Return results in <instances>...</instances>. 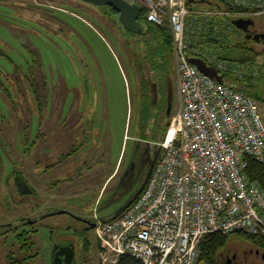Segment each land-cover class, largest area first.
<instances>
[{
    "label": "rangeland",
    "instance_id": "obj_1",
    "mask_svg": "<svg viewBox=\"0 0 264 264\" xmlns=\"http://www.w3.org/2000/svg\"><path fill=\"white\" fill-rule=\"evenodd\" d=\"M228 18L221 16L220 25L231 24L236 37L222 36L221 45L228 47L212 46L210 59L229 66L226 77L236 80L233 68L241 65L232 59L250 52L229 47L245 33ZM254 19L264 30V11ZM159 43L154 33L126 30L108 5L0 0V264H55V244L64 238L75 242L73 264L106 263L95 229L78 233L76 216L102 217L117 205L107 200L116 194L130 163L134 137L147 138L159 148L164 118L152 117L140 97L148 65L168 69L170 106L178 109L174 47L173 52H156ZM263 63V52L249 63L253 71L260 67L251 82L264 79ZM257 103L264 119V100ZM121 149V168L104 186L119 164ZM74 158L79 171L71 172ZM25 181L32 192L25 190ZM25 231L23 239L19 234ZM243 239L235 233L228 244L236 246ZM249 261L264 264L255 254Z\"/></svg>",
    "mask_w": 264,
    "mask_h": 264
},
{
    "label": "built area",
    "instance_id": "obj_2",
    "mask_svg": "<svg viewBox=\"0 0 264 264\" xmlns=\"http://www.w3.org/2000/svg\"><path fill=\"white\" fill-rule=\"evenodd\" d=\"M127 1L139 4L147 21L170 29L180 104L142 192L118 216H95L104 263L117 264L127 253L143 264H197L201 241L213 232L264 237V186L247 174L250 157L264 162L257 100L190 61L201 57L225 76L230 67L210 59L215 44L205 34L212 27L214 39L231 38L233 29L220 25V17L251 18L264 11V0H219L223 7H191L189 0ZM259 68L233 69L244 78Z\"/></svg>",
    "mask_w": 264,
    "mask_h": 264
},
{
    "label": "flooded vegetation",
    "instance_id": "obj_3",
    "mask_svg": "<svg viewBox=\"0 0 264 264\" xmlns=\"http://www.w3.org/2000/svg\"><path fill=\"white\" fill-rule=\"evenodd\" d=\"M109 6V5H108ZM111 7V6H110ZM113 8V7H112ZM254 19V17H251ZM255 20L254 25H250L247 31L243 30L245 35L247 34H257L264 33L262 30V25ZM250 41L255 42L254 38H248ZM264 38L260 37L259 46L260 51L264 53ZM159 72V71H158ZM155 69H148L146 75V84L144 88L147 90L148 98H149V110L153 111L152 117L163 116L164 119L168 118L171 113L170 106V79H169V71L168 69L160 70V74ZM162 73V74H161ZM159 74V75H158ZM156 114V115H155ZM155 115V116H154ZM150 142V143H149ZM151 140L146 139L145 142H136L134 146L133 152L131 154V160L126 169L123 171L120 181L118 183V190L116 194L110 198H108V204H116L113 207L112 211H109L102 217L111 216L122 206L127 205L128 203H132L136 197L142 192L144 187L146 186L152 171L155 167L156 162L160 157V147L153 148L151 144ZM74 168L77 169L76 165L77 160L74 158ZM62 158L59 159L58 162H61ZM89 168V167H88ZM79 169V168H78ZM77 169V170H78ZM79 171V170H78ZM91 171V170H90ZM25 190L33 191L32 186L29 185L28 181L23 182ZM120 201V202H116ZM98 216V215H97ZM100 217V216H99ZM42 218V216H40ZM76 218L80 221V227L76 228V231L81 234H86L92 227V223H96L95 216L90 214L88 215H77ZM35 222L36 219H29V222ZM4 225V224H3ZM73 243V244H72ZM85 245L90 243L89 237H85L84 241ZM63 248V257H67L71 254V247H74V260L76 258V245L75 242L70 238H64L62 242L58 243ZM220 259L216 264H251L249 261V257L252 254H255L257 257H260L264 260V246L261 244H257L256 242L250 239H243L237 242L236 246H229L227 243L223 246L222 249L217 253ZM73 262L71 264H73ZM55 263V262H54Z\"/></svg>",
    "mask_w": 264,
    "mask_h": 264
},
{
    "label": "trees",
    "instance_id": "obj_4",
    "mask_svg": "<svg viewBox=\"0 0 264 264\" xmlns=\"http://www.w3.org/2000/svg\"><path fill=\"white\" fill-rule=\"evenodd\" d=\"M194 2L209 3L210 5L223 7V3L220 2L219 0H189V5L191 7L196 6L193 4ZM258 15L259 14H255L254 16H258ZM225 17H227V18L229 17L228 19L234 20L233 17L232 18L230 16H225ZM140 19H143L149 25V29H148L146 34L154 33L156 35V38L160 39V43H159V45L155 51L156 52H163V50H165V51H167V53H169V51L173 52V38L170 35L171 33H169L168 29L165 28L164 26L157 25V24H154L152 22L147 21L145 18L144 12H142V14L140 15ZM226 24L228 25L229 23H226ZM229 25L233 29L231 38L234 39L236 37L235 34H233V32H235V30L231 24H229ZM213 29L214 28L211 27L210 30L208 31V33L205 34V36L207 37L206 40L214 43L216 46L219 45V46H222L224 48H227L228 45H225V44L221 45L220 40L214 39L212 37ZM137 34H139V33H137ZM242 39H240L241 41H238V42L233 41V44L229 45V47L231 46L232 48H234L235 51H245L246 50V51L250 52L249 54H247L245 56L234 55L235 58H233L232 60L240 62V63H236L237 65L238 64L239 65H245V64H249L251 62H255L257 60L258 55L260 53H262L259 50L260 49L259 44H257L258 45L257 46L256 43L250 41L246 37V35H245V38H242ZM262 65L264 67V63ZM148 69H155L158 71L161 70L160 68H158V65L154 66V67H150L148 65ZM146 75H147V73L143 72V77L145 78V80H146ZM225 77H226V74H225ZM252 78H253L252 76H244V78L237 76L236 80H232V79L229 80L228 78L227 79L229 80V82L233 83L238 89L243 90L248 95L255 98L256 100H258V99L264 100V79H261L260 83L255 84V83L251 82V80H253ZM248 160H249L248 168H247L248 177L251 180L259 181L261 183V185L264 186V162L256 160L253 157H250ZM26 232L27 231H25L19 235H21L22 238L25 239ZM241 235L244 237V239H250V240L256 242L257 244H261L264 246V237H262V236H249V235H246L243 233H241ZM231 237H232V235H225L221 232H213V233L207 235L201 241V251H202L201 253L202 254H201L197 264H200V263H202V264H216L217 263V261H216L217 260V253L219 252L220 249L223 248V246H225L228 243V241L230 240ZM13 263H14V261L11 264H13ZM117 264H143V262L141 259H139V258H137L131 254L126 253L120 257L119 262Z\"/></svg>",
    "mask_w": 264,
    "mask_h": 264
},
{
    "label": "water",
    "instance_id": "obj_5",
    "mask_svg": "<svg viewBox=\"0 0 264 264\" xmlns=\"http://www.w3.org/2000/svg\"><path fill=\"white\" fill-rule=\"evenodd\" d=\"M94 5L104 6L109 5L113 7L119 13V21L124 26V28L128 31L145 34L149 29L148 23L140 19V15L142 12V7L139 4L130 3L127 0H83ZM233 23L238 27L245 31H247L250 25L255 24V20L253 18H236L233 20ZM247 38H254L255 40H259L260 37L264 38V33L247 34ZM190 61L198 66V68L212 76L218 81H224V76L217 70V68L213 65L207 63V61L201 57L192 56L190 57ZM150 143V142H149ZM118 190V188H117ZM131 203H128L125 206L119 208L115 213L111 216H118L121 214ZM64 210H60L59 212H63ZM96 223H92V227H95ZM73 244V243H72ZM63 248L58 243L55 244L54 247V262L55 264H71L74 260V247H71V254L67 257H63Z\"/></svg>",
    "mask_w": 264,
    "mask_h": 264
},
{
    "label": "crops",
    "instance_id": "obj_6",
    "mask_svg": "<svg viewBox=\"0 0 264 264\" xmlns=\"http://www.w3.org/2000/svg\"><path fill=\"white\" fill-rule=\"evenodd\" d=\"M211 45V44H210ZM215 46V45H214ZM157 72H158V70H157ZM159 74H160V71L158 72ZM158 74V75H159ZM162 74V73H161ZM169 79H170V90L172 89V79H171V77H170V73H169ZM224 79L225 80H228L225 76H224ZM144 81V80H143ZM229 81V80H228ZM145 85V84H144ZM177 86H178V81H177ZM142 91V93H140V97H141V103H142V108H143V106L144 105H146L147 104V106L149 105V98H148V94H147V90L146 89H142L141 90ZM172 101H173V98H172ZM173 103V102H172ZM179 107V106H178ZM177 107V108H178ZM172 109V111H171V113H170V115L168 116V118H166V119H164L163 121L165 122L164 123V127H163V129H164V133H162V137H164V135H165V132H166V129H167V126H168V123H169V120H170V117L172 116V114L176 111L175 109H174V106H172L171 107ZM129 135V134H128ZM129 137V136H128ZM127 137H125V139H126ZM129 139V138H128ZM147 138H144V137H141V136H137V137H134V139H133V142H132V144H133V149H134V146L136 145V142L138 143V142H145V140H146ZM162 140V139H161ZM160 140V141H161ZM159 140H157L156 141V145L160 142ZM161 149V148H160ZM123 152H124V149H121V152H120V155H119V157H120V161H119V164L117 165V167H115L114 168V170L107 176V178H106V180H105V183H104V186H106V184L108 183V182H110L117 174H118V172H119V170H120V168H121V165H122V161H123V158L121 157V156H123ZM122 159V160H121ZM114 176V177H113ZM112 197V196H111Z\"/></svg>",
    "mask_w": 264,
    "mask_h": 264
}]
</instances>
